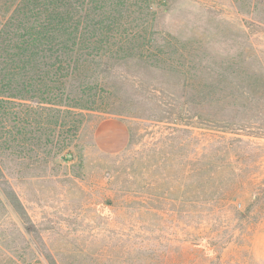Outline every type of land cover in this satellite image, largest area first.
<instances>
[{
	"label": "rangeland",
	"instance_id": "obj_1",
	"mask_svg": "<svg viewBox=\"0 0 264 264\" xmlns=\"http://www.w3.org/2000/svg\"><path fill=\"white\" fill-rule=\"evenodd\" d=\"M123 1L161 56L0 103V264H264V0Z\"/></svg>",
	"mask_w": 264,
	"mask_h": 264
},
{
	"label": "trees",
	"instance_id": "obj_2",
	"mask_svg": "<svg viewBox=\"0 0 264 264\" xmlns=\"http://www.w3.org/2000/svg\"><path fill=\"white\" fill-rule=\"evenodd\" d=\"M130 8L123 0H0V103L44 104L39 97L114 49L161 56L165 39Z\"/></svg>",
	"mask_w": 264,
	"mask_h": 264
}]
</instances>
